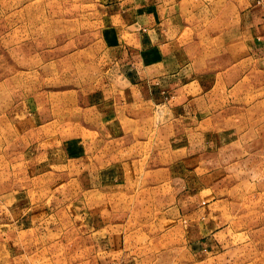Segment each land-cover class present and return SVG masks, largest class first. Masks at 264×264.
I'll use <instances>...</instances> for the list:
<instances>
[{
	"label": "rangeland",
	"instance_id": "obj_1",
	"mask_svg": "<svg viewBox=\"0 0 264 264\" xmlns=\"http://www.w3.org/2000/svg\"><path fill=\"white\" fill-rule=\"evenodd\" d=\"M95 2L0 0V264H264V61L207 72L191 118L152 106L103 181L81 119L107 80Z\"/></svg>",
	"mask_w": 264,
	"mask_h": 264
},
{
	"label": "crops",
	"instance_id": "obj_2",
	"mask_svg": "<svg viewBox=\"0 0 264 264\" xmlns=\"http://www.w3.org/2000/svg\"><path fill=\"white\" fill-rule=\"evenodd\" d=\"M95 6L107 80L93 90L96 98L88 94L81 119L90 131L88 152L100 149L91 162L103 181L111 174L121 179L126 150L138 151V140L153 134L152 106L191 118L205 104L207 72L235 70L238 55L264 61V0H96Z\"/></svg>",
	"mask_w": 264,
	"mask_h": 264
}]
</instances>
